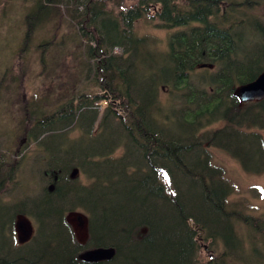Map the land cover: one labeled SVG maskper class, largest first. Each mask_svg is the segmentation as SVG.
Wrapping results in <instances>:
<instances>
[{
    "label": "trees",
    "instance_id": "16d2710c",
    "mask_svg": "<svg viewBox=\"0 0 264 264\" xmlns=\"http://www.w3.org/2000/svg\"><path fill=\"white\" fill-rule=\"evenodd\" d=\"M21 1L29 5L22 50L55 21L48 18L67 11L80 36L78 67L97 91L73 95L31 123L26 140L39 176L31 196L16 179L23 158L0 159V264H264V218L229 200L234 186L209 152L264 175V98L235 96L264 71V23L246 9L261 2L138 0L115 13L109 0ZM151 11L172 32L161 57L147 48L155 41L134 31ZM62 45L51 39L38 48L43 56ZM194 71H201L197 85ZM74 170L89 184L72 178ZM78 210L87 217L84 244L67 221ZM20 218L35 224L25 242ZM199 240L214 253L207 261ZM93 248L114 255L78 259Z\"/></svg>",
    "mask_w": 264,
    "mask_h": 264
},
{
    "label": "rangeland",
    "instance_id": "374dc122",
    "mask_svg": "<svg viewBox=\"0 0 264 264\" xmlns=\"http://www.w3.org/2000/svg\"><path fill=\"white\" fill-rule=\"evenodd\" d=\"M119 2L125 8L135 5L138 0ZM119 5H114L111 0L106 4L108 10L115 13ZM27 6L21 0H0V159L8 165L23 158L18 164L21 166L20 172L16 174V179L24 184L20 192L25 194L23 196L34 193L32 187L39 179L38 174L31 169L34 147L26 140V131L33 120L56 109L73 95L85 90L97 91L91 83H86L84 71L78 67L80 60H83L80 36L76 34V25L70 21L67 11H62V20L55 19L53 23L40 26L27 49L22 50L25 32L23 19ZM254 12H248L247 17H264V0ZM134 31L139 37L147 36L155 41L158 50H152L156 53L166 51L165 43L172 33L158 27L152 11L147 18L135 23ZM51 39L56 43L62 42L64 47L54 46L42 56L38 46ZM161 100H167L166 91L161 92ZM261 135L264 138V131ZM70 137L77 138L78 133H72ZM209 152L212 162L224 169L226 177L234 186V194L229 200L239 204L247 214L264 218V175L244 173L236 161L219 149L210 148ZM75 177L82 185L89 184V180L79 172ZM86 219L85 213L80 210L68 216L75 237L81 243L87 240ZM16 232L20 241H27L35 232V224L28 218H20ZM209 250L200 248L202 261L213 256V251Z\"/></svg>",
    "mask_w": 264,
    "mask_h": 264
},
{
    "label": "water",
    "instance_id": "95a60500",
    "mask_svg": "<svg viewBox=\"0 0 264 264\" xmlns=\"http://www.w3.org/2000/svg\"><path fill=\"white\" fill-rule=\"evenodd\" d=\"M236 96L240 102H250V101L262 99L264 97V71L255 81L240 87L236 91ZM113 255H114L113 249L100 248V249L88 251L80 255V258H82L84 261L87 262H98L102 260H110L113 257Z\"/></svg>",
    "mask_w": 264,
    "mask_h": 264
},
{
    "label": "bare ground",
    "instance_id": "6f19581e",
    "mask_svg": "<svg viewBox=\"0 0 264 264\" xmlns=\"http://www.w3.org/2000/svg\"><path fill=\"white\" fill-rule=\"evenodd\" d=\"M260 2L262 1V0H259ZM251 3H249V4H247V11H249V12H251V13H256V12H254L255 11V9H257L258 7H259V5H257L255 2H253V1H250ZM122 6V4H120L119 5V10L120 11H126V10H128V9H130L131 7L129 6V7H125V8H123V6ZM248 13V12H247ZM148 15V14H147ZM147 15H145V17L144 18H147ZM256 17V16H255ZM144 18H142V19H144ZM257 19H259L261 22H263L264 23V17L262 16H258L257 15V17H256ZM53 20H55L54 18L52 19H50L49 20V18H48V21L50 22V21H53ZM139 21V20H138ZM76 29V28H75ZM76 33H77V29H76ZM156 48V44L155 43H148V45H147V48L150 50V51H153L152 49H154V48ZM160 51H162V53H165V52H163V51H165V50H160ZM113 52L114 53H117L118 52V50L117 49H115V50H113ZM153 53H155L156 54V56L157 57H161V55H159V54H157L156 52H154L153 51ZM199 77H200V73H198V72H196V71H194L192 74H191V76H190V79H191V81L193 82V84H195V85H197L198 84V80H199ZM242 86H244V85H242ZM242 86H239L238 88H236V90H235V94H236V91L240 88V87H242ZM233 194H234V190H233ZM232 194V195H233ZM231 195V196H232ZM143 232H145L144 230H143ZM78 259L80 260V261H82V262H86V263H88L87 261H84L82 258H80V256L78 257Z\"/></svg>",
    "mask_w": 264,
    "mask_h": 264
}]
</instances>
